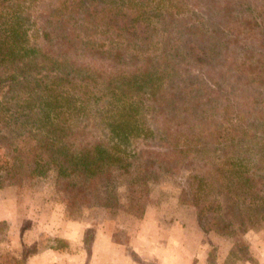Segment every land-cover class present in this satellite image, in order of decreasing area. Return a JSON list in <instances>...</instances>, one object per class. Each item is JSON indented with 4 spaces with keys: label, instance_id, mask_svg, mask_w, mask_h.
<instances>
[{
    "label": "trees",
    "instance_id": "1",
    "mask_svg": "<svg viewBox=\"0 0 264 264\" xmlns=\"http://www.w3.org/2000/svg\"><path fill=\"white\" fill-rule=\"evenodd\" d=\"M51 169L66 217L110 225L121 186L180 177L205 233L233 238L207 264H260L264 0H0V189ZM67 245L43 231L0 264Z\"/></svg>",
    "mask_w": 264,
    "mask_h": 264
},
{
    "label": "rangeland",
    "instance_id": "2",
    "mask_svg": "<svg viewBox=\"0 0 264 264\" xmlns=\"http://www.w3.org/2000/svg\"><path fill=\"white\" fill-rule=\"evenodd\" d=\"M27 140L28 139L24 137L22 141H20V143L24 145V142ZM53 176L54 171L51 169L46 177H33L30 179L28 178L22 185L11 186V188L9 189H0V210H4V202L1 203L2 197H10L14 199L13 204H15L14 207L17 211L16 216L11 218H24V221L22 220V222H24L23 224L25 225L29 226L32 220H41L43 221V225H46L47 222H51V220L53 221V218H57V216L58 218H60L62 204L54 199L55 190L53 184ZM120 190L122 203L120 205V209L118 210L116 218L111 225V229L114 228L113 233L115 232L114 235L116 234V238L118 241L124 243L126 242L128 244L131 240L132 235H136L138 231L141 233L142 237V234H144L142 230L145 229L148 222H146L143 227V225H140V218H144V212L146 208L149 207V213L145 218H152L154 217V215L155 218H161L165 215L163 218H167L168 223L173 219L175 222H179L180 224H182V226H186L188 228L187 232L189 234H195V238L198 235L200 236L202 241L200 245L201 249L206 248V250H208L209 252L210 249L215 248L214 258L216 261H218V258L223 256V254H225V252L228 250V247L230 246L233 238L228 235L221 236L213 233H205L196 219V213L193 207L188 203L183 195L180 177L166 175L160 179L153 181L150 184L149 192L145 195L143 194L139 199L135 198L136 200L130 198L131 195L125 190L123 186L120 187ZM159 206H166L168 213H160V211H158L159 208H157ZM79 218L84 220L91 218L94 223H103V221H105L109 224L110 222L109 219L102 218L100 214L96 215L94 208L90 206L84 209L83 214ZM5 223H8L6 229ZM5 223L0 224V255L5 250H10L14 254L15 251L17 252V247L22 242L21 240L19 245L12 247V235H14L12 233H17V230L13 229L14 226L12 221L7 220L5 221ZM119 227H121L123 230L125 229L126 233L119 236ZM148 227L149 225H147V228ZM175 232L176 231H174V233ZM86 235L88 239L86 249L88 251L91 247V240L89 241V239L92 238V232L88 231ZM173 235L176 238L179 237L178 232ZM245 235L250 241L253 256L258 259L260 264H264V238L253 229H248ZM30 236L32 238L34 235H29V237ZM77 242L78 240L75 239V243L73 244L75 249H78V245H80ZM135 242L136 243H134V245L139 244L142 252H144L143 250H157L160 248L158 250V253H162L163 248L161 247L162 245H164L162 241H160V245H158L157 248L154 249H152L148 245L145 246L144 243H141L143 242V240H141L140 243L138 241ZM102 244L103 241L101 240L99 245L100 249L97 251L94 250L92 252L91 249L92 254L95 251L97 252V254L95 253L96 258H101L105 254V249L102 247ZM183 245L185 244L183 243ZM130 248L132 255L136 260L143 261L144 258H148V256L152 255L154 259H151L149 257L150 259L148 258L147 261H150L151 264H158L156 262V260L159 259V256L156 255L157 253H151L149 255H146L148 254L147 252L145 254L140 253L133 247V243L131 244ZM194 264H198L195 259ZM245 264L252 263L248 261Z\"/></svg>",
    "mask_w": 264,
    "mask_h": 264
},
{
    "label": "crops",
    "instance_id": "3",
    "mask_svg": "<svg viewBox=\"0 0 264 264\" xmlns=\"http://www.w3.org/2000/svg\"><path fill=\"white\" fill-rule=\"evenodd\" d=\"M10 187H6L9 189ZM1 195V194H0ZM4 202V210H0V220L6 219L13 222V229L17 230V233H12L14 235L11 244L15 247L21 243L25 245L32 244L38 239L40 232L48 231L51 234L59 235L65 237L68 240V245L63 248L53 249L45 248L42 251L33 253L29 255L26 259L25 264H151L147 259L154 257L148 256L144 258L143 261H138L134 258L131 252V244L140 253H157L159 259L156 260L158 264H194V259L198 264L208 263V250L201 249L200 245L202 243L200 236L195 238V234H189L187 232V227L182 226L179 222H175L173 219L168 223L167 218H145L149 213V207L146 208L144 212V218H140V225L146 222L147 225L143 229L142 237L141 233L138 231L136 235H132L131 240L127 244L121 241H112L111 236L113 234L114 228L111 229V225L108 222L103 221V223H94L91 218L84 220L79 217H66L64 215V206L62 205V211L60 218H53V221L47 222L43 225V221L32 220L30 225L23 224L22 220L24 218H11L16 216V209L14 207V199L10 197H2L1 203ZM158 211L167 212V207L159 206ZM156 210V209H153ZM78 218V219H77ZM150 220V221H149ZM149 230V231H148ZM92 232L91 247L87 251L86 244L87 232ZM174 231L178 232L179 237L176 238L173 234ZM15 232V230H14ZM200 234V233H199ZM202 234V233H201ZM29 235H34L32 238ZM75 239L78 240V249L74 248ZM89 240V241H90ZM101 240L103 241L102 247L105 249V254L101 258H96L95 253L99 250V245ZM133 240V241H132ZM143 240L144 245H148L152 249L157 248L160 245V241L163 242L162 253L159 254L158 250H143L141 251L140 245L135 241ZM182 243V244H181ZM183 243L185 245H183ZM155 244V245H154ZM130 247H129V246ZM85 248V249H84ZM96 250L93 254L91 252ZM89 252V254H88ZM227 252V251H226ZM225 252V254H226ZM218 258V262L222 261L224 255ZM149 258V259H150ZM160 262V263H159Z\"/></svg>",
    "mask_w": 264,
    "mask_h": 264
}]
</instances>
